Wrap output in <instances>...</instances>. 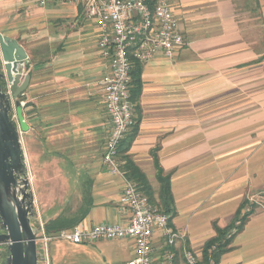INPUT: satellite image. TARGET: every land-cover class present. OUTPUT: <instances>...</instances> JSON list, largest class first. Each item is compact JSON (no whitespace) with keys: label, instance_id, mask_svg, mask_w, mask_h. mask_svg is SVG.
<instances>
[{"label":"crops","instance_id":"0c3cea01","mask_svg":"<svg viewBox=\"0 0 264 264\" xmlns=\"http://www.w3.org/2000/svg\"><path fill=\"white\" fill-rule=\"evenodd\" d=\"M168 1L186 46L173 59L143 64L129 151L155 193L156 159L171 175L169 226L183 239L169 246L156 230L152 264L168 253L173 264H187L186 250L206 263L214 225L229 226L245 200L258 208L219 264H264V0H254L258 25L241 0ZM83 11L66 1L0 0V35L28 55L29 131L20 137L30 175L45 176L47 190L59 193L46 224L85 212L78 224L85 228L124 226L131 218L121 201L125 181L102 161L111 122L101 81L110 60ZM48 244L39 264H128L135 256L131 239Z\"/></svg>","mask_w":264,"mask_h":264},{"label":"built area","instance_id":"2783aa9c","mask_svg":"<svg viewBox=\"0 0 264 264\" xmlns=\"http://www.w3.org/2000/svg\"><path fill=\"white\" fill-rule=\"evenodd\" d=\"M66 1L81 5L87 19L99 31V48L110 60L108 72L101 84L111 129L103 160L110 172L125 181L122 203L130 210V222L124 226L102 224L92 228L76 225L51 235H44V254L48 257V243L63 240L81 245L103 240L131 239L135 256L128 264H152L151 240L156 230L162 231L166 243L173 246L183 239L169 226L170 216L154 207L137 185L121 169L119 145L135 125L131 100V58L142 65L157 55L173 59L186 46L168 0H40ZM45 232V230H44ZM187 264H215L213 259L203 263L191 250L184 252ZM174 254L168 253L161 264H173Z\"/></svg>","mask_w":264,"mask_h":264},{"label":"water","instance_id":"95a60500","mask_svg":"<svg viewBox=\"0 0 264 264\" xmlns=\"http://www.w3.org/2000/svg\"><path fill=\"white\" fill-rule=\"evenodd\" d=\"M25 49L14 39L0 35V245H6L5 264H39L44 259L38 248L34 195L22 145L29 126L20 97L30 76ZM9 85L6 91L1 83ZM16 114V120L12 114Z\"/></svg>","mask_w":264,"mask_h":264},{"label":"trees","instance_id":"16d2710c","mask_svg":"<svg viewBox=\"0 0 264 264\" xmlns=\"http://www.w3.org/2000/svg\"><path fill=\"white\" fill-rule=\"evenodd\" d=\"M131 100L134 104L139 102L142 92V70L143 65L138 60L131 58ZM22 99V98H21ZM138 134V125L134 126L124 137L119 145V158L123 162L121 165L122 171L126 173L129 180L133 181L145 195L148 196L150 203L156 207L161 213L174 217L175 203L172 191H171V175L165 174L160 168L158 160L156 159L157 179L160 189L158 193H155L151 188L146 175L141 171L139 167L131 160L129 151L133 141ZM157 194V197H155ZM257 204H251L249 201H243L238 209L231 224L225 228H219L216 224L214 230L216 236L208 240L203 246V261L207 262L210 258L215 261V264H219L222 256L229 252L232 241L235 236L239 234L250 220V217L255 214ZM85 212H83L76 219L58 218L55 221L46 224L44 227L45 233L51 235L59 231L70 229L78 225ZM235 233H232V231Z\"/></svg>","mask_w":264,"mask_h":264},{"label":"rangeland","instance_id":"374dc122","mask_svg":"<svg viewBox=\"0 0 264 264\" xmlns=\"http://www.w3.org/2000/svg\"><path fill=\"white\" fill-rule=\"evenodd\" d=\"M241 5L243 8H245L247 11H250L251 13L249 14L251 18H253V23L254 25H258L260 20L256 19V14L257 13V8L254 4V0H241ZM255 12V13H254ZM263 29V36H264V28ZM4 89L6 91H9V85L7 82L1 81ZM23 96V95H22ZM22 96L20 97V100L22 102V105H24V102L22 101ZM12 118L16 120V114H12ZM29 177L31 180V188L33 191L34 195V202H35V210L37 213V217L35 220H33V226L38 229L37 237H38V248L39 252L42 254V256L45 258L44 254V227L48 221V218L52 214L51 211H53V208L48 207L49 204L53 203V199L57 198L59 193H54L52 191L47 190V185L45 184L46 178L45 176L43 177H32L30 175V170H29ZM8 256V250L6 245H0V264H5L6 258Z\"/></svg>","mask_w":264,"mask_h":264}]
</instances>
